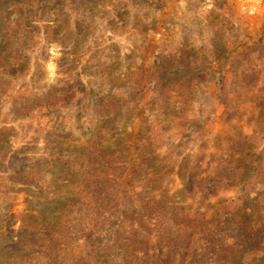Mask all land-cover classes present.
<instances>
[{
    "label": "rangeland",
    "instance_id": "obj_1",
    "mask_svg": "<svg viewBox=\"0 0 264 264\" xmlns=\"http://www.w3.org/2000/svg\"><path fill=\"white\" fill-rule=\"evenodd\" d=\"M74 1L71 12L85 4ZM132 2L121 21L108 24L112 12L103 10L78 27L86 43L75 50L56 41L36 52L35 68L13 78L0 71V128L14 129L15 161L38 157L46 141L82 153L69 162L70 184L54 186L48 170L27 167L21 176L42 188V199L8 192L12 230L37 199L66 196L55 207L60 233L48 227L42 248L26 260L12 253L10 264H264V0ZM0 18L18 57L20 27L7 10ZM128 54L136 57L130 70L115 75L117 55ZM188 66L201 70L177 84L165 79ZM92 80L97 89L108 83V99L92 139L82 141L61 130L81 126L75 118L85 108L92 114L84 99ZM64 98L68 110H57ZM109 140L118 147L108 151ZM184 183L192 189L178 208ZM73 206L83 210L80 224Z\"/></svg>",
    "mask_w": 264,
    "mask_h": 264
},
{
    "label": "trees",
    "instance_id": "obj_2",
    "mask_svg": "<svg viewBox=\"0 0 264 264\" xmlns=\"http://www.w3.org/2000/svg\"><path fill=\"white\" fill-rule=\"evenodd\" d=\"M72 3L76 4L74 0H0V10H7L10 13L11 23H15L20 27L14 43V50L17 52L16 56L18 57H14L13 53L9 52V49L5 45L1 32L2 18H0V62L3 63L0 71L2 69L5 76H12L13 78L15 74H21L26 71L27 67L35 68L37 65V57L35 54L41 48L45 47V45L48 46L50 43L59 41L62 43L64 50L71 52L77 46L85 44L86 42L80 38L77 29L85 23L91 26L94 17L101 11L112 12V20L108 24H113L114 19L121 21L124 15L123 13H126L128 8H136L132 0H85V2H82L85 3L82 9L76 10L79 12H71L70 8ZM53 8L54 12L52 13ZM138 13L135 14V18H138ZM140 19L144 18L142 17ZM94 26L96 27L97 24ZM65 39H68V41ZM132 58L136 57L132 54L117 55L116 63L118 70L114 74L119 76L126 75L130 70L129 66L132 63ZM108 59L111 58L108 57ZM90 61L97 63L93 58H88L86 63ZM93 63L92 65H94ZM95 67H97L96 64ZM200 70V66L174 67L170 71H167L169 76L167 75L165 79L174 80L177 84L182 80L196 77ZM89 77L91 79L93 78L92 76ZM90 83H92V88L86 89L84 99L88 102L87 106L91 107L92 114L85 112V108L83 110V116H77L75 118L76 124L81 123V126H77L74 130H72V127H65L61 130V133H65V129L69 133L73 131L74 135L79 136V139L82 141H90L92 139L93 133L99 123L97 111L103 107L102 103L108 99V83L101 84L102 87L100 86V89L95 88L96 83L93 80L89 81ZM61 101L64 102L65 98ZM53 107L55 108L56 106ZM63 109L68 110L67 102H64L62 107L57 108V110ZM13 139H15L13 128L6 126L0 128V193L3 194L0 203V236H3L0 238V264H10L12 253L18 252V258L20 260H26L33 254L29 251L38 249L39 247L42 248L47 243L50 233H46L47 238L44 241L39 240V235L40 233L46 232L48 227H50L49 231L60 233V228H54L55 221L58 218V209L55 207L66 196H59L57 202L56 200L49 202L44 199L39 202L38 199H42L39 198L43 194L42 188L34 184L33 181H27L21 174L27 167L29 168L30 165L36 164L39 169L48 170L51 176V182L54 180L58 181L54 186H60L63 182L70 184L73 180L69 162L80 160L82 156L80 149L77 147L56 150L48 146V141H46L43 153L39 154L38 157L28 156L16 162L17 154L16 152H11ZM31 142H33L32 139L27 144ZM102 145L108 151H112L115 147H118L112 140L102 142ZM11 163L13 167L8 166ZM65 170H68V174H60ZM66 175L68 178H66ZM76 187L78 186L76 185ZM184 188H188L187 191L190 192L192 189L191 183L181 184L175 193L173 202L179 206L178 208H181V204L184 203ZM8 192L15 194L24 192L28 195L38 196L35 204L39 207L29 210L30 212L26 215L27 219L21 222L16 230L11 229L15 222L13 220L14 214L11 212V204L7 201ZM168 193L165 189L162 191V195L167 201H169ZM197 194L200 195V193ZM88 201H93V198H89ZM71 211L73 216L78 217L75 224H80L83 210L73 206L71 207ZM9 230L12 231V234L7 237L4 236V232Z\"/></svg>",
    "mask_w": 264,
    "mask_h": 264
}]
</instances>
